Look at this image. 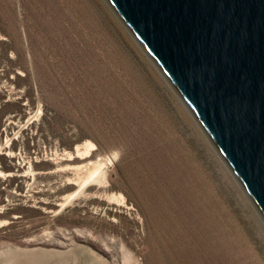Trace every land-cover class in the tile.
Returning a JSON list of instances; mask_svg holds the SVG:
<instances>
[{
    "label": "rangeland",
    "instance_id": "obj_1",
    "mask_svg": "<svg viewBox=\"0 0 264 264\" xmlns=\"http://www.w3.org/2000/svg\"><path fill=\"white\" fill-rule=\"evenodd\" d=\"M193 118L105 0H0V264H264Z\"/></svg>",
    "mask_w": 264,
    "mask_h": 264
},
{
    "label": "water",
    "instance_id": "obj_2",
    "mask_svg": "<svg viewBox=\"0 0 264 264\" xmlns=\"http://www.w3.org/2000/svg\"><path fill=\"white\" fill-rule=\"evenodd\" d=\"M264 221V0H105Z\"/></svg>",
    "mask_w": 264,
    "mask_h": 264
},
{
    "label": "bare ground",
    "instance_id": "obj_3",
    "mask_svg": "<svg viewBox=\"0 0 264 264\" xmlns=\"http://www.w3.org/2000/svg\"><path fill=\"white\" fill-rule=\"evenodd\" d=\"M107 5H108V4H107ZM108 6H109V5H108ZM110 9H111V8H110ZM121 24H122V23H121ZM125 29H126V28H125ZM126 30H127V29H126ZM127 31H128V30H127ZM155 67H156V66H155ZM193 119H194V118H193ZM89 146H90V145H89ZM76 151H77V150H76ZM76 153H77V152H76ZM88 164H89V163H88ZM88 164H87V165H88ZM101 164H102V163H100V165H101ZM94 165H96V164H94ZM100 165H99V166H100ZM102 165H103V164H102ZM102 165H101V166H102ZM92 166H93V165H92ZM104 166H105V165H104ZM82 167H83V166H82ZM84 167H85V166H84ZM86 167L88 168L89 165L86 166ZM96 167H97V165H96ZM87 168H86V169H87ZM89 168H90V167H89ZM91 168L93 169V167H91ZM91 168H90L91 171L88 170V172L90 171V172L87 174L88 176H87V175L85 176L87 179H91V178H93L95 175H97V174H99V173L101 172V171H100L101 169H100V170H96V169H98V167H97L96 169H93V170H92ZM86 169H85V170H84V169H81V170L87 172ZM101 173H102V172H101ZM83 177H84V176H83ZM81 181H83V180L81 179ZM84 183H85V182H84ZM80 184H81V183H80Z\"/></svg>",
    "mask_w": 264,
    "mask_h": 264
}]
</instances>
